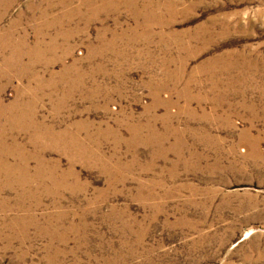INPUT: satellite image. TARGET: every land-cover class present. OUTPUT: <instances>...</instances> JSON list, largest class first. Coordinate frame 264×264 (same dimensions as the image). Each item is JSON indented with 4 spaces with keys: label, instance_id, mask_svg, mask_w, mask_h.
<instances>
[{
    "label": "rangeland",
    "instance_id": "rangeland-1",
    "mask_svg": "<svg viewBox=\"0 0 264 264\" xmlns=\"http://www.w3.org/2000/svg\"><path fill=\"white\" fill-rule=\"evenodd\" d=\"M0 264H264V0H0Z\"/></svg>",
    "mask_w": 264,
    "mask_h": 264
}]
</instances>
